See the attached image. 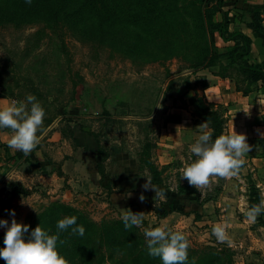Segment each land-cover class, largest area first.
<instances>
[{
	"label": "rangeland",
	"instance_id": "obj_1",
	"mask_svg": "<svg viewBox=\"0 0 264 264\" xmlns=\"http://www.w3.org/2000/svg\"><path fill=\"white\" fill-rule=\"evenodd\" d=\"M117 2L127 5V0ZM4 4L0 0V7ZM103 5L100 15L86 16L81 24H16L0 18V108L34 95L45 109L47 129L28 156L7 146L10 129L0 130V220L10 226V211L15 210L18 223L32 226L39 215L62 204L103 229L131 209L145 213L142 226H133L132 237L125 233L113 242L98 232L81 245L68 241L63 256L69 264H162L148 254L144 235L145 229L161 226L186 234L189 261L218 253L222 264H264V226L248 222L242 211L250 206L253 186L264 191L259 145L264 138L262 84L245 96L237 85L244 90L246 83L236 71L230 69L222 78L219 65L196 67V40L172 55L164 40H151L144 30L119 20L112 25L110 3ZM225 8L233 13L231 26L240 22L251 30L254 12L264 17V6L251 0H228ZM209 39L221 53L234 46L217 32ZM255 59L248 58L257 65ZM192 99L215 105L224 116L225 134H243L252 147L238 177L217 178L202 190L182 179L180 172L197 159L190 145L200 135L198 126L206 123ZM208 125L206 131L212 132ZM68 151L84 156L88 172L96 171L99 162L104 168V176L96 179L105 184L78 193L83 195L75 205L63 193L48 195L40 181L41 175L59 171L57 160L68 158ZM152 169L159 185L153 184ZM147 179L166 193L165 198L144 191ZM259 217L264 221V215ZM223 222L230 225L231 247L212 235L213 226ZM6 231L0 228V236ZM0 264L6 262L0 259Z\"/></svg>",
	"mask_w": 264,
	"mask_h": 264
},
{
	"label": "trees",
	"instance_id": "obj_2",
	"mask_svg": "<svg viewBox=\"0 0 264 264\" xmlns=\"http://www.w3.org/2000/svg\"><path fill=\"white\" fill-rule=\"evenodd\" d=\"M226 1L168 0L166 3L160 4L157 0H127V5L121 7L117 0H32L31 6L26 4L25 0H3L5 4L0 7V18L16 24L41 20L48 23L64 20L73 24H81L86 16L100 15L99 9L104 7L102 4L109 2L110 5H107V9L112 16V25L119 20L123 24L138 27L144 30L151 40H164V48H167L172 55L179 54L177 49L181 51L192 47V40H196L198 42L196 67L214 68L219 65L222 78L227 77L230 69L236 71L242 77V81L246 83L244 90L240 89L239 85H237V89L248 96L253 92L254 86L259 83L262 84L264 90V61L257 65L249 62L253 40L241 31L232 32L230 30L231 12L225 10ZM217 17H220L221 20L217 21ZM253 21L254 23L248 25V28L254 32L257 31L258 34H263L264 17L262 12L255 11ZM102 23L104 24L106 21ZM215 32L220 34L224 42L234 43L233 48L221 53L209 39V35ZM192 103L199 107L202 119L210 124L213 140L225 134L224 116L215 109V105L205 103L202 99H192ZM259 145L264 153V138L259 140ZM100 163L97 164V170L103 177L104 168ZM152 172L153 184L159 185L157 171L152 169ZM251 190L250 206L258 204L260 201V193L256 188L253 186ZM68 216H76L77 224L83 225L86 230L83 237L70 235V229L61 234V239H65L67 242L72 241L75 245H81L85 238L94 233L99 232L105 239L114 242L118 235L125 233L132 237L131 233L135 230L134 227L126 230L122 220L107 225L103 229L97 228L96 224L80 215L73 208L55 204L39 215L37 221L30 226L29 233L26 234V241L31 231L37 226H41L46 231L50 230L49 234H55L57 222ZM257 221L264 226V221L260 217L257 218ZM4 236L5 234L0 236V249L5 247ZM58 251L63 256L67 252L65 244L58 245ZM156 259L154 258V260ZM150 262L148 261V263ZM187 264H193V261L188 260ZM194 264H222V260L220 254L212 253L194 261Z\"/></svg>",
	"mask_w": 264,
	"mask_h": 264
},
{
	"label": "clouds",
	"instance_id": "obj_3",
	"mask_svg": "<svg viewBox=\"0 0 264 264\" xmlns=\"http://www.w3.org/2000/svg\"><path fill=\"white\" fill-rule=\"evenodd\" d=\"M31 6L32 0H25ZM30 105V107H29ZM45 109L34 95L29 94L25 101H12L6 107L0 108V130L10 129V139L7 146L24 156L30 155L41 143L44 127ZM208 122L198 126L200 135L195 143L190 145V152L197 159L180 169L182 179L197 190L210 188L217 178L230 180L238 177L245 164V156L252 151L247 143V137L237 134H222L213 140ZM10 179V176H8ZM144 191H154L155 199H163L166 193L158 189L147 179L143 185ZM130 195V194H129ZM144 202L146 197L141 193L139 197ZM244 211L248 222L255 223L257 218L264 215V191L260 193V201ZM13 217L9 226L8 220H0V228L7 229L4 236L5 247L0 249V259L6 264H69V261L60 254L58 245L62 246L67 240L61 239V234L68 232L70 235L85 234V227L77 224L76 216H68L57 222L55 234L37 226L31 231L26 241V234L30 226L18 223L15 219V210L10 211ZM144 212L125 210L122 221L126 230L133 226L141 227L144 221ZM230 225L227 222L217 223L212 228V235L218 242L232 246L228 233ZM148 254L160 258L162 264H187L190 241L185 233L173 231L165 226L145 229ZM194 264V261H193Z\"/></svg>",
	"mask_w": 264,
	"mask_h": 264
},
{
	"label": "crops",
	"instance_id": "obj_4",
	"mask_svg": "<svg viewBox=\"0 0 264 264\" xmlns=\"http://www.w3.org/2000/svg\"><path fill=\"white\" fill-rule=\"evenodd\" d=\"M228 1V0H227ZM242 2L243 0H238ZM250 1V0H248ZM255 4H262L264 6V0H251ZM230 2V0H229ZM226 6V5H225ZM259 9V8H258ZM225 10H228L225 8ZM233 13L230 14L232 18ZM235 20V19H234ZM243 23L238 22L236 25H232L235 31H241L245 34H249L253 40V48L251 53V58L257 57L256 61H253L255 64H260L264 59V33L256 34V37L253 36V30L247 29L243 26ZM260 45L261 47H258ZM65 155L68 158H59L57 168L59 171H53L49 176L41 175V183L47 188V194H55L57 192L63 193L64 198L70 199V204L75 205L79 198L82 197V191L90 190L93 191V188H98L103 186L105 183H99L100 181L96 179L98 171H89L84 167L85 158L83 155L76 154L75 157L73 152H66ZM96 172V173H95ZM30 178V177H29ZM102 179V178H101ZM27 177L23 178V182H27ZM67 186V188H65ZM72 187V188H71ZM64 202V201H63Z\"/></svg>",
	"mask_w": 264,
	"mask_h": 264
}]
</instances>
